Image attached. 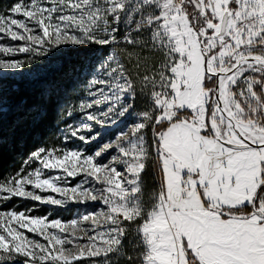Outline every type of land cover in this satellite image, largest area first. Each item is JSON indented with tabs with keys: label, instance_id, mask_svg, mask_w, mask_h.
Segmentation results:
<instances>
[{
	"label": "snow or ice",
	"instance_id": "snow-or-ice-1",
	"mask_svg": "<svg viewBox=\"0 0 264 264\" xmlns=\"http://www.w3.org/2000/svg\"><path fill=\"white\" fill-rule=\"evenodd\" d=\"M51 111L0 264H264V0H0V148Z\"/></svg>",
	"mask_w": 264,
	"mask_h": 264
},
{
	"label": "trees",
	"instance_id": "trees-1",
	"mask_svg": "<svg viewBox=\"0 0 264 264\" xmlns=\"http://www.w3.org/2000/svg\"><path fill=\"white\" fill-rule=\"evenodd\" d=\"M92 55V53H88ZM55 122V113L51 111L48 119L43 123L35 127L24 135V138L19 143L14 142L10 138L6 140L2 148H0V169L9 170L12 168H18L20 166V157L26 148L33 147L34 145L43 144L47 142L51 133L56 131L53 126ZM7 128V125H6ZM7 137V132L5 133ZM146 187L151 189L153 181L151 176L146 177ZM39 214H43L42 212Z\"/></svg>",
	"mask_w": 264,
	"mask_h": 264
},
{
	"label": "rangeland",
	"instance_id": "rangeland-1",
	"mask_svg": "<svg viewBox=\"0 0 264 264\" xmlns=\"http://www.w3.org/2000/svg\"><path fill=\"white\" fill-rule=\"evenodd\" d=\"M26 203H32V202H26ZM23 206V205H21ZM72 207H76V206H72ZM61 211V218L64 220H70L72 218V216L74 215V213L68 212V211H64V210H60ZM37 215H41L39 213H37Z\"/></svg>",
	"mask_w": 264,
	"mask_h": 264
}]
</instances>
